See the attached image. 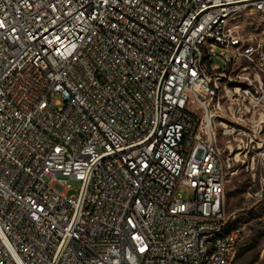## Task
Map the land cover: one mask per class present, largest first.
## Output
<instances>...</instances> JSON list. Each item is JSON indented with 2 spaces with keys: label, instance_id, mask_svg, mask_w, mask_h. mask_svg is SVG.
Wrapping results in <instances>:
<instances>
[{
  "label": "built area",
  "instance_id": "built-area-1",
  "mask_svg": "<svg viewBox=\"0 0 264 264\" xmlns=\"http://www.w3.org/2000/svg\"><path fill=\"white\" fill-rule=\"evenodd\" d=\"M254 12L0 0V264H231L229 176L264 197V34L229 24Z\"/></svg>",
  "mask_w": 264,
  "mask_h": 264
},
{
  "label": "rangeland",
  "instance_id": "rangeland-1",
  "mask_svg": "<svg viewBox=\"0 0 264 264\" xmlns=\"http://www.w3.org/2000/svg\"><path fill=\"white\" fill-rule=\"evenodd\" d=\"M230 26H240L245 34L253 32L255 35L264 34V15L261 13H248L243 16H237L230 21ZM215 51L218 55L225 54L227 57L233 58V52L226 46H216ZM215 63L223 64V59L220 56L215 58ZM264 118V117H263ZM228 129L232 130L236 123L229 121ZM258 128V127H257ZM264 133V128L262 129ZM261 133V135H262ZM220 145L226 149L228 142L233 137H242L243 135H223L222 129L220 132ZM246 140V139H245ZM246 145V141L243 143ZM73 189L70 194L77 193L79 184L76 181L71 182ZM258 177L254 182L250 173L246 172L245 168H239L237 173L229 176L225 192H226V205L231 219L235 218V223L244 226L245 235L240 242L239 248L242 253L234 255L231 264H264V197L258 202L249 201L247 199L249 192H254L258 189ZM180 194L187 195L184 189L179 190Z\"/></svg>",
  "mask_w": 264,
  "mask_h": 264
},
{
  "label": "trees",
  "instance_id": "trees-1",
  "mask_svg": "<svg viewBox=\"0 0 264 264\" xmlns=\"http://www.w3.org/2000/svg\"><path fill=\"white\" fill-rule=\"evenodd\" d=\"M242 253V251H241V249L238 247V249L236 250V253H235V255L237 254V255H240Z\"/></svg>",
  "mask_w": 264,
  "mask_h": 264
}]
</instances>
